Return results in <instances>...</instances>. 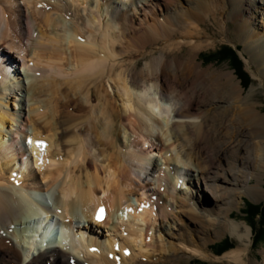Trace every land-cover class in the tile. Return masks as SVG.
<instances>
[{
    "label": "bare ground",
    "instance_id": "1",
    "mask_svg": "<svg viewBox=\"0 0 264 264\" xmlns=\"http://www.w3.org/2000/svg\"><path fill=\"white\" fill-rule=\"evenodd\" d=\"M227 15L264 81V0H0V264L245 262L252 230L231 213L264 196V112L198 60ZM37 193L71 233L29 254ZM227 232L238 247L204 249Z\"/></svg>",
    "mask_w": 264,
    "mask_h": 264
},
{
    "label": "rangeland",
    "instance_id": "2",
    "mask_svg": "<svg viewBox=\"0 0 264 264\" xmlns=\"http://www.w3.org/2000/svg\"><path fill=\"white\" fill-rule=\"evenodd\" d=\"M233 20L230 19V17L227 15L226 16V26L224 27V29H219L216 23H212L210 21H207V32L210 34L214 33L213 35V45H209L204 47L203 49H201L198 53V60L201 61V66L203 67H208L210 66L211 68L217 69V70H231L233 71V73L237 76V74L235 73V69L230 66V62L225 60L222 61L221 60H216L213 59L212 57H210L211 54H213V52H217L223 45H230L234 48H237V54L238 56L243 60V68L245 71L248 72V74L250 75V83L248 84V86H243L244 89H249L251 86L254 87V93L252 95V99L254 101H256L258 103L259 109L264 112V81H262V78L259 77V75L257 74H253V71H256L255 68V63L252 61L247 62L245 59V56H247L246 52L243 51L244 49V44L239 41V39L236 37L235 35V31L233 30V26H234V22H232ZM228 39V40H227ZM155 47V45H150L145 53L144 56L140 57L139 61L137 62V69L140 68L143 64V62H145L149 57H150V49H153ZM188 50L183 47L182 50H180V56L181 57H185V56H189L190 52H187ZM238 78V76H237ZM240 79V78H238ZM241 82V81H240ZM26 90V89H25ZM22 94L24 93L23 91ZM20 92L18 93V95L15 96V98H21L22 99V94H20ZM20 94V95H19ZM13 100V99H12ZM11 99H10V108L8 110H12L11 107L13 106V104L11 103ZM13 108V107H12ZM20 108H16L15 110L18 111ZM180 170V169H179ZM183 172V170H182ZM262 186L264 187V184H262ZM243 199L240 201V208H234L232 209V213H231V217L234 218L237 221H246L252 230V235L251 237V244L250 247L248 249V253L246 256H244V261L243 263L240 262H234L231 261L230 259L224 258L223 259H206L203 258L199 255L193 256L191 258V264H262L263 260H264V234L260 235V231H262L263 227H264V223L263 220L261 219L263 216L262 215H254V217L250 218L248 216V212L246 210H248V203L247 202H251L255 205H257L258 207L260 205H262L264 203V196L263 198H261L260 201H254L253 199L249 198V196L244 195L242 197ZM50 203H52V200L50 199ZM178 204L176 203V209L174 210V214L178 213ZM173 214V216H174ZM57 215V214H56ZM58 216V215H57ZM181 219L183 222H187L189 221V219L191 218L190 213H185L184 215H180ZM173 218V217H172ZM173 221L176 220L175 218L172 219ZM170 222H172L170 220ZM179 222V221H178ZM166 224V225H165ZM171 224V223H170ZM164 227H166L167 229L170 227L168 223H164ZM65 227L62 225V223H59V229L60 233H64ZM262 229V230H261ZM177 231L175 229H171L169 230V234H171V236L177 237L176 235ZM260 235V239H258V237H256L255 234ZM166 241H170V242H175L176 238H169L167 235H164ZM37 236H34V239H36ZM228 238L231 242V246L226 248V250L219 252L218 250H216L217 247L216 244L220 241H222L223 239ZM241 241L233 236L232 234H230V232L224 233L223 235H221L220 237H213L212 241L208 244L207 247H205L204 249H207L209 252L213 253L216 256H222L224 255V253L229 250L232 249L234 247H238L240 245ZM29 244V243H28ZM26 242V245H28ZM32 247H37L36 245L31 244V246H29V250L28 252H30L29 254H31L33 251ZM28 254V255H29ZM183 263H185L184 260H182ZM182 261H180L182 263ZM160 264H169L167 262L165 263H160Z\"/></svg>",
    "mask_w": 264,
    "mask_h": 264
},
{
    "label": "trees",
    "instance_id": "3",
    "mask_svg": "<svg viewBox=\"0 0 264 264\" xmlns=\"http://www.w3.org/2000/svg\"><path fill=\"white\" fill-rule=\"evenodd\" d=\"M237 48H234L230 45H223L216 53L213 52V54L210 55V57H212L213 59H218L222 61H229L230 62V66H232L235 69V73L237 74L238 78H240L239 80L241 81V84L243 86H248V84L250 83V75L248 74L247 71L244 70L243 66V60L238 56L237 54ZM248 203V210H246L248 212V216L250 218L254 217V215L256 214H260L263 217L261 218L263 220L262 223H264V203L262 205H260L259 207L251 202H247ZM263 229V230H262ZM260 231V235L264 234V227L262 228ZM256 237H258V239H260V235H258L257 233L255 234ZM231 246V242L228 238L223 239L222 241L218 242L216 244L215 247L216 250H218L219 252H222L224 250H226V248Z\"/></svg>",
    "mask_w": 264,
    "mask_h": 264
}]
</instances>
